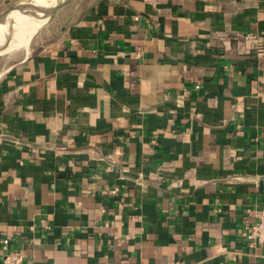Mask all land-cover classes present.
Wrapping results in <instances>:
<instances>
[{
    "label": "crops",
    "instance_id": "crops-1",
    "mask_svg": "<svg viewBox=\"0 0 264 264\" xmlns=\"http://www.w3.org/2000/svg\"><path fill=\"white\" fill-rule=\"evenodd\" d=\"M25 46L0 56L23 264H264V0H67Z\"/></svg>",
    "mask_w": 264,
    "mask_h": 264
},
{
    "label": "water",
    "instance_id": "water-1",
    "mask_svg": "<svg viewBox=\"0 0 264 264\" xmlns=\"http://www.w3.org/2000/svg\"><path fill=\"white\" fill-rule=\"evenodd\" d=\"M67 0H54L47 5H41L34 3L33 0H11L6 7L0 10V37L2 38V44L0 45V54L6 52L3 48L8 42L9 30L11 27L12 17L16 12L22 14H28L31 18H43V23L50 15V13L66 2ZM33 8L34 10H31ZM40 23V24H41Z\"/></svg>",
    "mask_w": 264,
    "mask_h": 264
},
{
    "label": "built area",
    "instance_id": "built-area-1",
    "mask_svg": "<svg viewBox=\"0 0 264 264\" xmlns=\"http://www.w3.org/2000/svg\"><path fill=\"white\" fill-rule=\"evenodd\" d=\"M198 87V83H194L192 86L193 89ZM240 235L245 239L248 245L264 244V208L258 211L254 221L244 223L240 227ZM0 242V264H23L22 253L8 246L9 239L7 237L1 238Z\"/></svg>",
    "mask_w": 264,
    "mask_h": 264
},
{
    "label": "bare ground",
    "instance_id": "bare-ground-1",
    "mask_svg": "<svg viewBox=\"0 0 264 264\" xmlns=\"http://www.w3.org/2000/svg\"><path fill=\"white\" fill-rule=\"evenodd\" d=\"M34 3L41 5H47L52 3L54 0H33ZM31 10H34L31 8ZM43 18H31L28 14H22L16 12L15 16L12 17L11 27L8 35V42L3 48L4 51H9L21 45L25 46L31 34L34 32L36 27L40 25ZM2 44V38L0 37V45ZM26 47V46H25Z\"/></svg>",
    "mask_w": 264,
    "mask_h": 264
},
{
    "label": "rangeland",
    "instance_id": "rangeland-1",
    "mask_svg": "<svg viewBox=\"0 0 264 264\" xmlns=\"http://www.w3.org/2000/svg\"><path fill=\"white\" fill-rule=\"evenodd\" d=\"M22 46H23V45H21V46H19V47H22ZM19 47H18V48H19ZM9 51H11V50H9ZM9 51H6V52L1 53L0 56H1V55H5L6 53H9Z\"/></svg>",
    "mask_w": 264,
    "mask_h": 264
}]
</instances>
